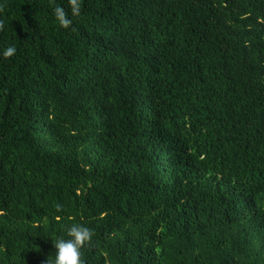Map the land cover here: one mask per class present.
Masks as SVG:
<instances>
[{
    "label": "trees",
    "instance_id": "16d2710c",
    "mask_svg": "<svg viewBox=\"0 0 264 264\" xmlns=\"http://www.w3.org/2000/svg\"><path fill=\"white\" fill-rule=\"evenodd\" d=\"M80 3L0 0V264H264V0Z\"/></svg>",
    "mask_w": 264,
    "mask_h": 264
},
{
    "label": "clouds",
    "instance_id": "9594fccd",
    "mask_svg": "<svg viewBox=\"0 0 264 264\" xmlns=\"http://www.w3.org/2000/svg\"><path fill=\"white\" fill-rule=\"evenodd\" d=\"M69 12H65L62 6L57 5L52 9L56 23L62 28H69L72 24L71 17L79 16L81 13L80 0H68ZM14 46L0 49V56L5 58L15 54ZM59 211V206H57ZM92 231L88 227L74 223L67 227L64 236L52 239L55 248L54 254L49 255L42 264H84L81 259L83 246L90 241Z\"/></svg>",
    "mask_w": 264,
    "mask_h": 264
}]
</instances>
